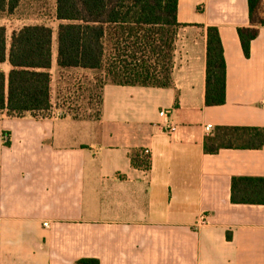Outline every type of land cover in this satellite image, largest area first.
Segmentation results:
<instances>
[{
	"label": "crops",
	"instance_id": "obj_1",
	"mask_svg": "<svg viewBox=\"0 0 264 264\" xmlns=\"http://www.w3.org/2000/svg\"><path fill=\"white\" fill-rule=\"evenodd\" d=\"M178 1L169 87L100 86L99 71L59 67L56 0V29L37 15L46 0L28 19L2 12L8 49L25 25L53 29L52 104L67 76H85L86 86L81 112L0 111V264H264V204L231 200L234 176L264 177V147L205 151L218 127L264 128V25L251 21L249 0ZM209 26L219 29L227 65L226 101L214 106L206 105ZM241 27L258 29L249 56ZM96 92L98 112L89 101ZM145 148L148 170L131 158Z\"/></svg>",
	"mask_w": 264,
	"mask_h": 264
},
{
	"label": "trees",
	"instance_id": "obj_2",
	"mask_svg": "<svg viewBox=\"0 0 264 264\" xmlns=\"http://www.w3.org/2000/svg\"><path fill=\"white\" fill-rule=\"evenodd\" d=\"M21 1L0 0V13H14ZM261 2L249 0L253 22ZM178 5V0H56L60 21L57 64L63 69L104 71V84L169 87L173 83L175 42L183 26L177 17ZM257 25H264V21ZM257 33L254 27L239 28L247 56ZM6 61L11 69L6 74L0 68V111L13 117L51 116L47 113L53 106V29L44 24L25 25L12 34L8 49L6 27L0 26V63ZM226 69L219 29L209 26L207 106L225 103ZM263 147V127L222 126L205 139V151L212 154L222 148ZM131 158L135 167L151 168L150 158L142 156L141 150ZM231 200L235 204H264V177L234 176ZM75 264L100 263L83 258Z\"/></svg>",
	"mask_w": 264,
	"mask_h": 264
},
{
	"label": "rangeland",
	"instance_id": "obj_3",
	"mask_svg": "<svg viewBox=\"0 0 264 264\" xmlns=\"http://www.w3.org/2000/svg\"><path fill=\"white\" fill-rule=\"evenodd\" d=\"M41 4H39V0H23L20 7L12 13L11 16L15 17L18 20L21 19H28L31 18L32 16H35L38 12V9L41 7ZM54 5H55V0H46V8L43 10V14H37L38 16L42 17H47L49 24L56 29V21L53 18V13H54ZM5 13H0V23H3L4 20L3 18L8 16V14L5 16ZM255 20L257 23L260 21H264V1L263 4L261 3L259 10L256 12ZM16 24V22H14ZM99 80L102 82H99V85L102 86V84L105 83L104 80V73L105 72H99ZM96 77H98V74H96ZM85 76L83 75H74L72 76H67L65 82L63 83L62 88L57 91L58 99L55 101L56 103V108H61V112H65V110L69 109H74L75 111H79L80 107L79 105L82 104V101H84V98H81L83 95V87L86 86V80ZM56 80H58V75ZM81 90L80 97L75 98L72 97L71 94H69V91L76 87V89ZM82 87V88H81ZM84 104V103H83ZM74 106V108H73ZM67 108V109H66ZM96 111L98 112V107H95Z\"/></svg>",
	"mask_w": 264,
	"mask_h": 264
},
{
	"label": "built area",
	"instance_id": "obj_4",
	"mask_svg": "<svg viewBox=\"0 0 264 264\" xmlns=\"http://www.w3.org/2000/svg\"><path fill=\"white\" fill-rule=\"evenodd\" d=\"M82 88V87H81ZM80 93L81 90L79 89V85H78V89H76V87H74L73 89H71L69 91V94L72 95V97L75 98H79L80 97ZM89 101L91 102L92 105H94L95 107H100L101 104V94L99 92L94 93ZM52 109L51 111H49L47 114L51 113V116L53 114L56 113V111H61V108H56V104H52ZM74 107V106H73ZM79 107H81V105H79ZM67 109V108H66ZM69 109V108H68ZM78 112V111H77ZM61 114H63V112H61ZM168 128H169V132L171 133H175L177 130V125L173 122L168 123ZM212 128V124H208L207 125V130H210ZM150 150L148 148H145L141 151V155L142 156H147L148 159L150 158ZM207 222V216L206 215H202L199 221V224H204ZM46 226H49L48 223H45Z\"/></svg>",
	"mask_w": 264,
	"mask_h": 264
}]
</instances>
